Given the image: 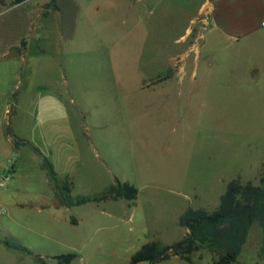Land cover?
Wrapping results in <instances>:
<instances>
[{
	"label": "rangeland",
	"instance_id": "1",
	"mask_svg": "<svg viewBox=\"0 0 264 264\" xmlns=\"http://www.w3.org/2000/svg\"><path fill=\"white\" fill-rule=\"evenodd\" d=\"M1 1L5 8L15 0ZM50 1L17 4L15 62L0 61L1 91L22 84L8 130L28 142L18 156L0 116V177L8 178L0 187L1 238L46 264L71 253L69 264H130L145 243L179 241L178 217L188 207L215 210L230 180L259 185L264 36L226 47L204 32L213 0H73L78 8L63 36ZM44 157L57 177H69L72 197L101 195L115 181L135 187L137 197L54 211ZM42 204L50 206L40 211ZM261 243L254 224L236 264H264ZM192 259L216 257L201 249ZM0 264L39 263L0 245Z\"/></svg>",
	"mask_w": 264,
	"mask_h": 264
},
{
	"label": "trees",
	"instance_id": "2",
	"mask_svg": "<svg viewBox=\"0 0 264 264\" xmlns=\"http://www.w3.org/2000/svg\"><path fill=\"white\" fill-rule=\"evenodd\" d=\"M22 1L15 0L13 3L19 4ZM48 5L56 7L54 0H51ZM8 132L11 133L10 130ZM13 142L15 147L21 143H28L15 137ZM42 161V167L55 188L56 208H71L89 202L134 201L137 197L135 187L119 181H115V185L110 186L101 195L72 197L73 183L69 177H57L50 162L45 157ZM262 167L263 173L259 179V185L255 186L250 181L242 182L239 177L230 180L219 197L215 210L207 211L188 207L178 217V225L185 230L179 241L168 245H162L156 241L145 243L131 257L130 264H158L171 258H178L192 264L193 255L201 249L208 250L216 257L213 264H236L248 232L254 224L262 230L260 251L261 254L264 253V162ZM0 242L7 249L22 251L33 256L36 263L46 264L39 255H33L14 239L1 238ZM52 258L59 264H69L75 258V254L57 255Z\"/></svg>",
	"mask_w": 264,
	"mask_h": 264
},
{
	"label": "crops",
	"instance_id": "3",
	"mask_svg": "<svg viewBox=\"0 0 264 264\" xmlns=\"http://www.w3.org/2000/svg\"><path fill=\"white\" fill-rule=\"evenodd\" d=\"M54 2L56 8H58L60 12V21L64 31L63 36H67L66 28L69 29L68 25H71L73 22L72 16L78 6L73 0H69L65 4H62L59 0H54ZM206 2L207 0L204 1V3ZM1 4H4L3 0L1 1ZM210 7L212 15L208 19L207 27L204 32H210L215 35V38L224 40V46L227 47L228 45H233L239 41L252 40L261 35L264 36V0H213V3H210ZM22 17L23 13L20 11V7H18L17 4L13 3L5 8L0 6V61H5L10 58L15 62V59L9 55L11 50L18 45V30L23 22ZM202 40H205L204 34ZM14 64L16 65V63ZM17 68L18 66H15V69ZM18 81L19 75L16 76L15 82ZM19 85L22 84L14 83L9 88H3V91H1L0 88V116H2V120H5L6 132L7 134H10V141L13 144L14 150L18 152V156L19 149L27 143H21V145L15 147L13 138L17 137L13 134L12 130H10L11 133H9L8 129L11 128L10 121L17 115V102L20 95ZM20 90H22L21 92L27 91L28 85L25 88L22 87ZM17 139L22 140L19 138ZM14 162H16V160H14ZM49 182L51 183L50 180ZM52 192V207L55 211L56 194L53 184ZM4 198L5 196L2 194L0 201ZM49 206L50 205L42 204L37 209L43 211V209L46 207L49 208ZM14 207L18 209L19 204L15 203ZM0 245L3 246L1 242ZM3 247L6 248L5 246Z\"/></svg>",
	"mask_w": 264,
	"mask_h": 264
},
{
	"label": "built area",
	"instance_id": "4",
	"mask_svg": "<svg viewBox=\"0 0 264 264\" xmlns=\"http://www.w3.org/2000/svg\"><path fill=\"white\" fill-rule=\"evenodd\" d=\"M7 180H8L7 177H0V187H4Z\"/></svg>",
	"mask_w": 264,
	"mask_h": 264
}]
</instances>
